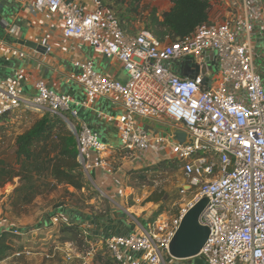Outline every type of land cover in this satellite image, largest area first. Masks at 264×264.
Wrapping results in <instances>:
<instances>
[{"label": "built area", "instance_id": "obj_1", "mask_svg": "<svg viewBox=\"0 0 264 264\" xmlns=\"http://www.w3.org/2000/svg\"><path fill=\"white\" fill-rule=\"evenodd\" d=\"M7 1L26 6L45 20L57 16L62 37L79 40L117 60L127 79L97 72L91 59L74 60L77 71L68 78L81 86L84 99L54 90L43 78L35 80V93L26 95V71L19 68L0 82V116L31 110L66 120L86 177L93 169L110 167L103 154L112 148L86 123L77 126L64 113L77 119L79 108L114 97L120 110L108 119L119 140L116 151L131 168L166 158L179 161L185 186L180 192L193 193V201L170 218L160 214L139 231L107 237L105 245L116 264H165L173 259L170 240L190 205L204 196L208 201L199 222L209 233L199 257L206 264H264V75L256 65L252 38L257 30L264 43L261 1L229 0L228 7L235 8L231 16L222 21L210 16L177 41L168 36L158 39L143 29L126 34L102 0ZM14 30L10 33L17 34ZM210 51L216 63L211 71L207 67ZM24 56L18 52L19 58ZM186 60L198 67L195 78L176 71L175 65L183 69ZM143 119L159 129L145 128ZM177 130L184 133L182 142L174 138ZM62 246L68 263L75 255L81 260L76 264H92L91 250L80 256L70 242ZM30 253L24 249L13 256Z\"/></svg>", "mask_w": 264, "mask_h": 264}, {"label": "trees", "instance_id": "obj_2", "mask_svg": "<svg viewBox=\"0 0 264 264\" xmlns=\"http://www.w3.org/2000/svg\"><path fill=\"white\" fill-rule=\"evenodd\" d=\"M169 2L170 8L158 14L155 7L144 5L143 0H102V4L117 19L126 34L137 33L131 31L130 27L140 20L143 23V30L161 40L168 36L171 41L184 38L199 24L209 21L213 9L212 0H169ZM68 115L72 117L69 113ZM14 117L21 120L20 125H24V129L15 135L13 160L0 158V188L14 178L20 181L8 195L13 206L28 204L45 189H55L60 185L66 190L68 187L72 188L74 192L84 193L83 191L89 190L86 177L77 161L75 135L63 118L31 110L15 113ZM0 121H7L6 116H0ZM70 121L75 125L78 124L75 118H71ZM168 167L177 170L180 168V162L166 158L150 166L132 168L127 172L129 176L127 185L139 193L140 188L145 185L144 180L149 177L147 172L155 175L165 172ZM163 196V189L159 191L155 189L146 196L144 202L157 204L162 201ZM161 211L162 208H158L155 215L148 220L154 221ZM69 212L67 211V214L70 215V219L61 222L57 230L60 244L78 242L76 244L78 245L85 240L91 242L94 238L100 241L101 249H106L109 253L105 245L106 235L95 230H82L81 221L85 220V217L79 213L71 215ZM177 212L178 209L170 211V215ZM109 217L110 215L107 214L100 218L89 217V221L92 225L105 226L109 223ZM13 230L9 228L0 230V262L25 248L24 245L14 242L18 234ZM78 246L82 250L81 245ZM109 256L111 259L106 260L100 257L102 260L100 264H116L110 253Z\"/></svg>", "mask_w": 264, "mask_h": 264}, {"label": "crops", "instance_id": "obj_3", "mask_svg": "<svg viewBox=\"0 0 264 264\" xmlns=\"http://www.w3.org/2000/svg\"><path fill=\"white\" fill-rule=\"evenodd\" d=\"M148 1L143 0V4L155 7L158 14L171 6L169 0ZM260 1V5L264 8V0ZM161 2L164 3V10H161L163 9ZM228 2L229 0H214L210 14L213 20L222 21L231 16L235 8L228 7ZM3 13L5 16H3ZM9 18L10 20H8ZM3 22L9 27H3ZM60 26L57 16L45 20L39 14L31 12L26 6H19L12 1L0 0V43H3L4 48L2 52L0 51V82L11 78L19 68H24L26 78L23 82V88L26 95H33L35 93V80L43 78L48 86L54 90L69 94L80 100L84 98V92L81 86L69 80L68 76L70 73L77 71V68L73 66L74 60L82 59H91L95 70L99 73L120 81L127 79L126 72L120 62L104 57L94 48L83 44L79 40L62 37ZM11 28H14L17 34L14 32L10 33ZM255 32L258 33L257 30ZM257 35L255 39L257 42L253 40L254 49L257 51L256 65L260 73L264 75V61H258L259 57L264 58V43L259 34ZM19 40L33 41L43 46L44 49L38 50L27 47L22 45ZM20 51L25 53L23 58L18 57V52ZM119 110L120 103L116 98H99L91 107L81 109L83 112H91L93 114L92 120L89 117L76 119L79 123L84 122L96 130L97 134H99L98 137L101 138L99 139L112 148L103 154L110 167L93 169L86 176L88 186L104 192L108 202L112 205L111 207H115L108 218V225H95L98 232H102V235H106V238L113 234L139 231L141 225L145 226L147 221H149L145 216L139 217L136 213L129 212L133 206L126 205L129 197H132L133 200L135 199L133 189L123 182L124 169L130 166L122 154L116 151L119 140L113 122L108 119L109 116H114ZM7 117L13 118L14 115ZM14 119L17 123L21 122L19 118L14 117ZM98 129L102 130L101 134ZM96 156V154H92L93 158ZM171 260L167 259V264H188L187 260ZM0 264H5L4 260ZM18 264L23 263L20 262Z\"/></svg>", "mask_w": 264, "mask_h": 264}, {"label": "rangeland", "instance_id": "obj_4", "mask_svg": "<svg viewBox=\"0 0 264 264\" xmlns=\"http://www.w3.org/2000/svg\"><path fill=\"white\" fill-rule=\"evenodd\" d=\"M148 2H153V0H149ZM13 3L15 2L13 1ZM160 4L163 7L161 10H164V3L161 2ZM3 16H5L4 13ZM8 20H10V18ZM142 29L143 23L140 20L134 22L133 26L130 27V30L133 32H138ZM257 34L259 33H254V41L258 36ZM258 61L262 62L264 61V58L262 59L259 57ZM207 67L209 71L216 68V63L215 60H213V53L211 51L207 53ZM175 69L176 71L180 69L179 63L175 65ZM81 109L83 108L77 110L78 119H81L82 117H89L91 120L93 119V114L91 112H83ZM64 114L69 116L68 113ZM6 118L7 121H0V158H7L12 161L14 156V138L17 133L24 129V125L21 126L20 123H17L14 117ZM69 118V120H71L73 117L69 116ZM142 121L145 128L152 127L155 130L159 129V127L152 121H147L146 119H143ZM96 124L98 125L97 122ZM98 131L100 134L102 133L101 129H98ZM162 131L163 133H166L165 128H162ZM127 168L125 167L124 169L125 176L123 182L126 183L125 185L129 183L127 172L132 169L131 167ZM147 176L149 177L147 180H144L143 183L145 185L140 188L141 191L139 193L133 189L135 199L133 200L132 197L128 198L126 205L130 207L133 206L132 210L129 212H134L139 217L145 216L148 219L155 215L158 208H162V211L156 216V218L160 214L167 215V217L170 218L172 216L170 215V211L173 212L186 205V203L193 201L192 192L187 191L185 194L180 192V188L184 186V180L183 174L179 168L177 170H171V167H168L165 172L158 174L155 173V175H153L152 172H147ZM135 182L137 183V181ZM19 183L20 181L18 178H14L11 182L6 183L0 188V230L2 228L14 229V232H18L16 233L18 234V238L16 237L14 242L18 245H24V249L29 250L31 253L28 255L21 254L20 256H10L8 257L9 259L6 258V260H4L5 264H18L20 262L23 264L79 263L81 261L80 257L75 255L69 263L64 260L63 256L65 247L62 246V244H60L61 242L57 239L59 236L57 233L59 224L70 219V215L67 214V211H70L69 213L71 215L79 213L85 217V220L81 221L82 230H95L98 232L95 225H92L89 221V217L100 218L105 214L111 215L115 208L111 207L112 205L108 202L105 193L91 188L88 184L87 187L89 190L83 191L84 193L81 191L74 192V190L69 187L67 188V192L66 188L60 185L55 189H45L42 194L35 196L33 201L28 204L13 206L10 203L8 195L12 193ZM155 189L158 191L161 189L164 190L162 201L157 204L153 202L145 203L144 199L146 196ZM61 212L64 213L61 214ZM54 218L56 220H54ZM19 232L21 234H19ZM98 233L102 234V232ZM77 243L71 244L80 256L88 250L92 251V264H100L102 261L100 257H103L105 260L111 259L106 249H101L99 240L93 238L91 242H88L87 240L83 241L82 244H78L81 245L80 247L82 250L76 245ZM56 246H59L60 250L56 249ZM40 252H42V254H40ZM45 254H49L50 258H46L44 256ZM187 262L188 264H202V258L195 257L191 260H187ZM165 264H167V262H165Z\"/></svg>", "mask_w": 264, "mask_h": 264}, {"label": "water", "instance_id": "obj_5", "mask_svg": "<svg viewBox=\"0 0 264 264\" xmlns=\"http://www.w3.org/2000/svg\"><path fill=\"white\" fill-rule=\"evenodd\" d=\"M2 26H5L4 22ZM19 42L33 49H44L43 46L30 40H19ZM178 73L188 78H195L198 74V67L189 60H186V67L178 69ZM174 138L182 142L184 140V133L177 130L174 132ZM207 201L205 196L195 200L182 217L169 243V255L171 258L176 260H191L199 257V252L209 233L208 228L199 222V216ZM201 263L206 264L203 259Z\"/></svg>", "mask_w": 264, "mask_h": 264}]
</instances>
